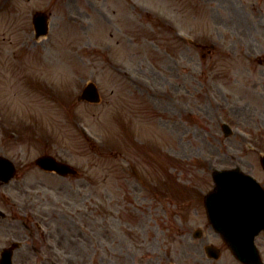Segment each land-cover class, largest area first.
Here are the masks:
<instances>
[{"label": "rangeland", "instance_id": "374dc122", "mask_svg": "<svg viewBox=\"0 0 264 264\" xmlns=\"http://www.w3.org/2000/svg\"><path fill=\"white\" fill-rule=\"evenodd\" d=\"M88 82L98 105L78 100ZM0 117L18 167L0 186V251L22 241L15 264H211L188 242L214 240L213 171L264 186V0H0ZM46 153L79 177L42 174ZM31 215L60 220L46 242Z\"/></svg>", "mask_w": 264, "mask_h": 264}, {"label": "water", "instance_id": "95a60500", "mask_svg": "<svg viewBox=\"0 0 264 264\" xmlns=\"http://www.w3.org/2000/svg\"><path fill=\"white\" fill-rule=\"evenodd\" d=\"M46 19L41 14L34 18L38 36L47 33ZM80 99L98 102L99 95L95 85H88ZM228 133L229 130L226 131V134ZM261 163L264 167V157ZM37 164L45 169H56L63 174L70 171L67 165L49 156L41 157ZM14 173L15 168L10 165V169L0 171V178L10 180ZM214 179L217 184L216 190L206 198L209 218L214 228L223 234L230 245L233 244V249L241 260L258 263L253 241L264 229V190L252 177L239 169L216 171ZM242 241L248 244V251L236 249L235 245ZM18 246V243L14 244V247ZM12 255L11 249H5L0 264H12Z\"/></svg>", "mask_w": 264, "mask_h": 264}, {"label": "flooded vegetation", "instance_id": "af4514ba", "mask_svg": "<svg viewBox=\"0 0 264 264\" xmlns=\"http://www.w3.org/2000/svg\"><path fill=\"white\" fill-rule=\"evenodd\" d=\"M37 196H39L40 197V194H37ZM60 220L59 219H52V220H50V222H49V226L51 227V228H53V227H56L57 226V224L55 223V222H59ZM86 226L87 227H89L90 228V226H88V224H86ZM83 227H84V225H83ZM78 229L82 232V230L78 227ZM219 243L221 244V249L220 250H223V252L225 251V250H228L229 252H230V254H231V264H242V263H239L238 262V260L235 258V256L233 255V250L231 249V248H229L227 245H226V243L225 242H223L221 239H219ZM204 244H208L207 243V241L206 240H203L202 241V246H203V248H205V246H204ZM257 246L259 247V248H261L263 251H264V240L263 239H260L259 241H257ZM192 258H193V260H194V256L192 255ZM195 259H197V258H195ZM208 261H211V262H213L211 259H208Z\"/></svg>", "mask_w": 264, "mask_h": 264}]
</instances>
